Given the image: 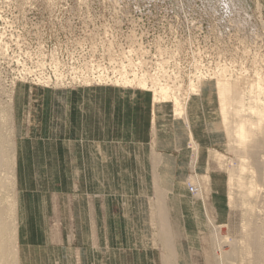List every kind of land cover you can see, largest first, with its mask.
Returning <instances> with one entry per match:
<instances>
[{"label":"rangeland","instance_id":"374dc122","mask_svg":"<svg viewBox=\"0 0 264 264\" xmlns=\"http://www.w3.org/2000/svg\"><path fill=\"white\" fill-rule=\"evenodd\" d=\"M160 209L263 263L264 0H0V264H164Z\"/></svg>","mask_w":264,"mask_h":264},{"label":"bare ground","instance_id":"6f19581e","mask_svg":"<svg viewBox=\"0 0 264 264\" xmlns=\"http://www.w3.org/2000/svg\"><path fill=\"white\" fill-rule=\"evenodd\" d=\"M126 56V55H125ZM134 73V72H133ZM146 76V75H145ZM220 76H221V78L222 79H225L226 80V76L227 75H225V74H220ZM148 78V77H147ZM138 80V79H137ZM136 80V81H137ZM148 81V80H147ZM147 81H145V80H140L139 81V85L140 86H146V83H147ZM153 81V80H152ZM160 81V80H159ZM156 82H158V81H156ZM191 82V81H190ZM131 83V82H130ZM159 83V82H158ZM158 83H156V84H158ZM226 81H222V85H221V87L223 88V86L224 87H226ZM154 84H155V82H154ZM153 83H152V85H154ZM154 85L153 87H155V89H158L159 91H158V93H157V95H159V97H161V96H163L162 97V99L163 98H165L166 99V97L168 96V94H169V92H168V84H167V86L168 87H166V86H160V85ZM166 85V84H165ZM180 85V84H179ZM177 86V85H176ZM194 86V85H193ZM166 87V88H165ZM179 87V86H178ZM168 88V89H167ZM191 88V87H190ZM176 89V88H175ZM181 89V88H180ZM194 89V88H193ZM170 90H171V88H170ZM173 90H174V88H173ZM191 90H192V88H191ZM224 90V89H223ZM155 95V94H154ZM173 97V96H172ZM157 100H158V97H155ZM154 98V99H155ZM179 98V97H178ZM177 105H181L183 102H181V99H178L177 101ZM180 111H181V113H184L185 112V110H184V108L183 107H181V110H179L178 111V113H180ZM177 113V112H176ZM177 113V114H178ZM192 145H193V147L194 148H197V144L195 143V141L193 140V142H192ZM196 163V162H195ZM195 163H193V164H195ZM194 166V165H193ZM195 167V166H194ZM196 183V182H195ZM200 192V191H199ZM162 200V199H161ZM161 202V201H160ZM162 208V207H161ZM160 219H161V223H162V230H161V233H162V239H163V242H165V247L167 248V251L168 252H166V254H165V256L163 257V261H164V264H172V256H174L173 255V239H172V237H171V233H170V229H169V227L166 225L165 226V224H166V221H167V218L165 217V213H164V210H162V209H160ZM166 218V221L164 220ZM168 223H169V221H168ZM170 226H171V223H170ZM176 230V229H175ZM219 240V239H218ZM253 242H254V249H255V252H254V254L253 255H255V259L257 260V261H259L260 260V258H262V260H263V263L262 264H264V237H259L258 235H255L254 236V240H253ZM219 246V245H218ZM6 249L4 248V247H0V251L1 252H3L4 253V251H5ZM2 253H0V258H2ZM262 256V257H261ZM256 261V262H257ZM2 264V263H1ZM162 264H163V262H162Z\"/></svg>","mask_w":264,"mask_h":264}]
</instances>
